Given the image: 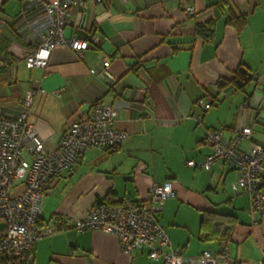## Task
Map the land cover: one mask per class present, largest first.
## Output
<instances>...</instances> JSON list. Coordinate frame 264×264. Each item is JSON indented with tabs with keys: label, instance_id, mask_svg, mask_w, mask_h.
I'll use <instances>...</instances> for the list:
<instances>
[{
	"label": "crops",
	"instance_id": "1",
	"mask_svg": "<svg viewBox=\"0 0 264 264\" xmlns=\"http://www.w3.org/2000/svg\"><path fill=\"white\" fill-rule=\"evenodd\" d=\"M34 1L0 0L1 108L17 114L16 98L37 81L45 91L36 95L30 119L46 149L54 150L69 121L87 113L95 100L116 105L115 127L126 132L116 147H88L73 167L50 179L39 224L62 227L47 241H36L35 261L46 247L53 264H162L147 248L129 255L113 232L78 231L73 225L106 195L150 206L152 183L166 180L175 193L156 216L182 264H198L203 250L224 247L234 264L264 257V216L250 215L248 195L232 188L237 168L223 160L211 169L185 164L210 152L204 141L208 130L223 129L229 139L237 128L251 125L252 136L240 141V149L264 142V0H88L72 7L67 33L96 36L95 46L79 57L58 45L46 68L25 64L40 36L15 28L21 10ZM188 6L194 14H186ZM230 10L240 16L235 23L228 22ZM208 22L212 34L203 37L195 26ZM241 63L252 79L237 88L230 80ZM221 81L226 83L220 86ZM207 96L213 103L203 109L198 101ZM213 210L235 216L227 240L198 236L202 213Z\"/></svg>",
	"mask_w": 264,
	"mask_h": 264
},
{
	"label": "built area",
	"instance_id": "2",
	"mask_svg": "<svg viewBox=\"0 0 264 264\" xmlns=\"http://www.w3.org/2000/svg\"><path fill=\"white\" fill-rule=\"evenodd\" d=\"M86 1L35 0L34 6L21 10L15 28L40 36V42L25 55L28 67L46 68L58 45H68L79 57L84 49L95 46L96 36L78 39L67 33L72 7ZM185 12L194 14L195 9L188 6ZM102 65L103 68L109 65L106 56L102 58ZM44 91L39 82L30 83L23 95L16 98L18 112L15 115L6 114L0 106V264H33L36 241L58 230L55 224H39L50 179L73 167L88 147L115 146L126 137L125 131L115 127L116 105L95 100L87 113L69 121L56 148L46 149L30 119L35 97ZM54 93L59 95L58 91ZM198 102L203 109H208L213 98L207 96ZM252 132L251 125H243L227 139L223 129L208 130L204 141L210 152L202 160L187 159L185 163L211 169L217 160H223L236 167L239 177L232 188L248 195L250 215L264 216V142L251 141L247 151L239 147L240 141L250 139ZM174 193L172 181L153 182L150 206L127 196L116 203L102 201L90 207L73 226L78 231L94 228L115 233L120 247L129 255L133 249L147 248L151 259L161 258L162 264H182V254L171 247L170 238L156 216L163 201ZM196 261L198 264H234L225 247L217 253L203 250ZM255 264H264V257Z\"/></svg>",
	"mask_w": 264,
	"mask_h": 264
},
{
	"label": "trees",
	"instance_id": "3",
	"mask_svg": "<svg viewBox=\"0 0 264 264\" xmlns=\"http://www.w3.org/2000/svg\"><path fill=\"white\" fill-rule=\"evenodd\" d=\"M231 11V10H230ZM239 15L235 14L231 11V15L229 16L228 22H233L239 19ZM243 17V16H242ZM196 32L201 34L203 37H209L212 34V27L210 23H197L195 26ZM252 79V75L249 72V69L246 65L240 64L236 69L234 76L231 78L230 82L233 83L237 88L244 87L250 80ZM226 82L221 81L219 85L222 86ZM119 145V144H118ZM115 146H107V147H116ZM120 199H113L111 196L106 195L103 198H97L96 203H100L102 201H107L110 203H116ZM235 221V216L232 214L221 213L218 211H204L201 216L200 226L198 231V236L203 241L209 240H227L232 233L233 222ZM57 229H61L62 225L55 224Z\"/></svg>",
	"mask_w": 264,
	"mask_h": 264
},
{
	"label": "rangeland",
	"instance_id": "4",
	"mask_svg": "<svg viewBox=\"0 0 264 264\" xmlns=\"http://www.w3.org/2000/svg\"><path fill=\"white\" fill-rule=\"evenodd\" d=\"M17 182L18 181H16V183ZM58 231L59 230L55 231L54 233H57ZM54 233H52L50 235H53ZM48 236L49 235L43 236V237L39 238V240L44 239L45 241H47ZM34 261H35V259H34ZM35 264H53L52 262L49 263V250H48V248L41 247V251H40L39 255H37V257H36Z\"/></svg>",
	"mask_w": 264,
	"mask_h": 264
}]
</instances>
